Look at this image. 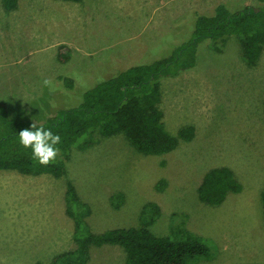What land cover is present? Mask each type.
<instances>
[{"label": "rangeland", "instance_id": "374dc122", "mask_svg": "<svg viewBox=\"0 0 264 264\" xmlns=\"http://www.w3.org/2000/svg\"><path fill=\"white\" fill-rule=\"evenodd\" d=\"M221 2L231 10L264 6V0H18L6 10L0 0V99L14 118L44 122L58 109L80 105L86 89L106 79L101 64L121 46L162 33L150 54L120 61L116 70L112 65L113 75L168 57L191 39L196 14H210ZM158 19L169 31L158 30ZM109 35L115 51L106 44ZM61 45L67 46L64 61ZM214 45L203 40L195 66L160 79L166 128L173 134L187 124L196 129L174 151L146 155L116 134L73 148L61 177L0 170V264H53L56 255L75 247L65 212L67 180L90 205L87 220L95 232L139 226L144 205L155 202L154 233L173 239L196 233L210 247L212 256L193 264L264 262V53L249 66L236 35L220 50ZM59 74L72 77L74 88ZM220 165L234 170L243 189L210 205L197 188L205 172ZM161 178L168 181L163 190L156 187ZM90 253L86 264H126L119 245L92 246Z\"/></svg>", "mask_w": 264, "mask_h": 264}, {"label": "trees", "instance_id": "16d2710c", "mask_svg": "<svg viewBox=\"0 0 264 264\" xmlns=\"http://www.w3.org/2000/svg\"><path fill=\"white\" fill-rule=\"evenodd\" d=\"M80 1V0H68ZM18 0H2L3 7L11 10ZM231 35L239 38L241 55L246 64L254 66L264 53V6L242 5L231 10L228 3H218L210 14L197 13L195 28L187 43L176 47L168 57L154 62L135 64L117 74L95 83L83 94L78 106L58 109L44 122L16 119L10 115L9 103L0 99V170H15L27 175L52 174L64 176L66 162L73 148L85 149L98 136L123 134L128 142L146 155H165L177 149L182 141H190L196 134L195 126H181L171 133L163 121L160 79L174 76L196 64L198 44L209 38L216 50ZM59 59H67L65 45L60 46ZM68 88H74V79L59 74L57 77ZM43 125L61 137L55 162L40 164L33 158L32 149L20 143L19 132L32 123ZM168 181L161 178L156 187L163 190ZM243 185L234 170L227 165L208 169L198 185L201 201L220 205ZM119 201L122 197L116 196ZM264 209V188L261 193ZM65 212L73 222L75 247L56 255L53 264H86L91 258V247L105 244L119 245L126 253V264H193L212 256L210 247L196 233L188 232L184 239L158 235L150 229L159 215V206L147 202L141 212L139 226L116 227L95 232L88 223L90 205L83 201L71 180L66 182ZM191 262L189 263V261ZM264 264V262L242 263Z\"/></svg>", "mask_w": 264, "mask_h": 264}, {"label": "clouds", "instance_id": "9594fccd", "mask_svg": "<svg viewBox=\"0 0 264 264\" xmlns=\"http://www.w3.org/2000/svg\"><path fill=\"white\" fill-rule=\"evenodd\" d=\"M45 84L50 81L45 80ZM20 143L25 148H31L33 158L42 165H48L56 160L60 149L56 147L61 143V137L51 129H46L43 125L39 127L34 122L30 129L25 128L19 132Z\"/></svg>", "mask_w": 264, "mask_h": 264}, {"label": "crops", "instance_id": "0c3cea01", "mask_svg": "<svg viewBox=\"0 0 264 264\" xmlns=\"http://www.w3.org/2000/svg\"><path fill=\"white\" fill-rule=\"evenodd\" d=\"M197 12V11H196ZM149 21H153L154 18H153V14L150 15L149 17ZM158 30L161 31V32H164V31H169L167 30L166 26L164 27H161V24L163 23V19H158ZM172 27V26H171ZM170 27V28H171ZM169 28V29H170ZM110 39L106 41V44H111L112 45V49L115 51V49L113 48V45L116 43H114V39H112V36H110ZM162 37V33L159 35V36H154L153 35V39L151 41V38L150 40L148 41H145L144 43H140L138 45H133V46H127V45H123L119 48L120 50V53L118 52L117 55H111L109 58H107L104 62V64H101L102 67H105L108 71V76L106 78H109L111 76H113V73H115L114 70H116L118 68V65L119 64H122L120 61H124V64L127 63L126 61L128 60H131L134 58L137 59V58H141L143 56H146L148 54H150L151 50H153V47L156 45V43L158 42V40H160ZM110 41V42H109ZM109 42V43H108ZM103 43V42H102ZM101 44V43H100ZM86 45V44H85ZM107 53V51H106ZM108 53H110V51H108ZM119 55V56H118ZM106 56V55H105ZM107 57V56H106ZM104 60V59H103ZM102 63V61H101ZM113 65L114 67V70L112 69H109V68H112L111 66ZM115 75V74H114ZM13 171V170H11ZM11 181V180H10ZM17 183V182H16Z\"/></svg>", "mask_w": 264, "mask_h": 264}]
</instances>
